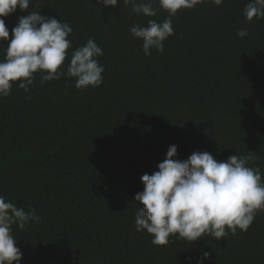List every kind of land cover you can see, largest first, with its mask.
<instances>
[{
  "label": "trees",
  "instance_id": "1",
  "mask_svg": "<svg viewBox=\"0 0 264 264\" xmlns=\"http://www.w3.org/2000/svg\"><path fill=\"white\" fill-rule=\"evenodd\" d=\"M249 2L205 0L178 11L175 34L150 56L130 28L163 21L158 0L155 17L123 0H30L28 10L3 17L10 37L28 12L67 22L69 53L91 38L105 69L99 87L78 89L66 75L42 86L37 72L30 91L15 81L0 98V195L41 217L12 226L21 264H197L204 251V264H264V211L247 231L193 243L177 234L154 245L135 225L141 176L157 171L173 144L180 160L194 151L218 161L252 152L250 166L264 179V18L246 19ZM6 49L0 41V60Z\"/></svg>",
  "mask_w": 264,
  "mask_h": 264
},
{
  "label": "clouds",
  "instance_id": "2",
  "mask_svg": "<svg viewBox=\"0 0 264 264\" xmlns=\"http://www.w3.org/2000/svg\"><path fill=\"white\" fill-rule=\"evenodd\" d=\"M157 0H123L131 5L137 15L155 17L159 11L154 7ZM205 0H158L159 8L168 16L161 22L150 19L147 26L136 24L130 28L134 37L143 41L142 50L150 56L151 50L163 53L164 41L175 34L172 17L178 11L191 9ZM219 6L224 0H210ZM104 6L115 7L119 0H100ZM30 0H0V41L7 42L6 56L0 60V98L11 94L12 83L20 81L18 87L25 92L40 74V84L58 80L61 76L75 79L79 88L99 87L103 83V65L98 57L103 49L93 39L69 53L73 32L67 22L28 12L19 18L17 26L10 31L3 17L17 10H28ZM246 19L264 18V0H250L244 9ZM247 28H241L237 35L244 38ZM70 63L67 71L62 65L67 57ZM178 146H169L166 158L158 164V170L144 174L141 180L144 189L134 200L141 207L135 213L137 231L146 230L152 235V244L166 245L169 237L195 242L198 238L210 236L222 239L230 231H247L256 213L264 211V179L259 166H250L255 156L231 155L225 161H218L208 151H194L187 159L180 160ZM41 217L35 208L25 210L0 195V264H21L22 250L13 235V225L25 229L30 223H40ZM210 253L203 252L197 264H204Z\"/></svg>",
  "mask_w": 264,
  "mask_h": 264
}]
</instances>
